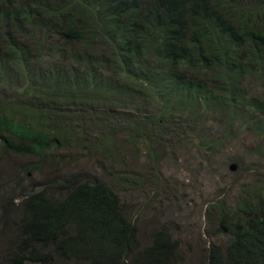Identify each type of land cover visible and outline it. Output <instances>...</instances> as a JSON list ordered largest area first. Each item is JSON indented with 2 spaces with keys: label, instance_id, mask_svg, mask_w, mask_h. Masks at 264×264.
I'll use <instances>...</instances> for the list:
<instances>
[{
  "label": "trees",
  "instance_id": "1",
  "mask_svg": "<svg viewBox=\"0 0 264 264\" xmlns=\"http://www.w3.org/2000/svg\"><path fill=\"white\" fill-rule=\"evenodd\" d=\"M7 62L25 69L37 100L79 111L108 93L133 107L126 96L140 90L159 117L135 114L130 135L145 126L172 128L173 115L177 128L184 112L190 133L200 137L205 117L236 113L245 105L243 80L264 73V0H0V72ZM249 107L264 114V100ZM55 128L2 109L0 153L41 156L78 136ZM64 189L56 198L32 192L12 212L2 207L1 220L14 231L0 264H181L178 243L165 230L140 244L105 184L75 181ZM217 213V232L229 240L210 244L203 264H264V196Z\"/></svg>",
  "mask_w": 264,
  "mask_h": 264
},
{
  "label": "rangeland",
  "instance_id": "2",
  "mask_svg": "<svg viewBox=\"0 0 264 264\" xmlns=\"http://www.w3.org/2000/svg\"><path fill=\"white\" fill-rule=\"evenodd\" d=\"M52 39L56 45L57 38ZM27 75L16 64H5L0 72V110L46 120L48 129L58 126L75 130L78 136L51 145L41 156L0 153V249L14 231L1 220L2 207L12 212L37 191L61 197L66 184L87 180L114 192L136 225L142 246L162 229L178 243L181 264H203L210 244L224 246L229 240L217 232V209L233 210L241 198L264 196V114L249 107L252 101L264 100V73L243 80L239 88L245 105L236 113H209L200 123V137L190 133L184 112L177 128L180 117L173 115L172 128L145 126L139 135H130L126 129L135 114L142 118L158 114L153 98L140 90L126 96L132 99L131 108L123 107L125 97L107 93L95 106L78 111L71 103L37 100L28 93L32 90ZM38 75L35 70L32 84ZM53 105H66L67 112Z\"/></svg>",
  "mask_w": 264,
  "mask_h": 264
},
{
  "label": "water",
  "instance_id": "3",
  "mask_svg": "<svg viewBox=\"0 0 264 264\" xmlns=\"http://www.w3.org/2000/svg\"><path fill=\"white\" fill-rule=\"evenodd\" d=\"M230 169L233 170L234 169V166H231Z\"/></svg>",
  "mask_w": 264,
  "mask_h": 264
}]
</instances>
